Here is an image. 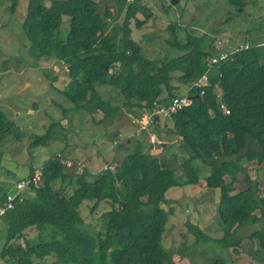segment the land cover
<instances>
[{"label": "trees", "instance_id": "1", "mask_svg": "<svg viewBox=\"0 0 264 264\" xmlns=\"http://www.w3.org/2000/svg\"><path fill=\"white\" fill-rule=\"evenodd\" d=\"M227 1L239 12L246 6L244 0ZM17 4L12 0V11ZM96 9L95 0H28L22 31L33 55L65 65L68 81L62 95L72 108L89 114L102 111V121L124 106L128 113H140L152 109L157 100L168 104L178 94L173 84L176 74L178 82L189 88L207 69L206 58L218 53L212 36L170 23L166 43L182 54L167 61L143 56L127 24L133 21L140 28L144 22L137 12L148 17L150 11L139 0H130L125 7L123 51L117 54L105 36L109 26ZM64 15L69 17L68 31L61 37ZM259 55L258 46L229 54L209 72L203 95L198 89L188 90L191 105L166 119L167 131L182 140L165 156L145 152L143 132L134 137L132 147L118 145L124 156L121 160L114 156L115 172L67 173L73 168L66 161L49 159L41 167L38 185L28 184L31 193L0 215L6 224L1 231L0 264H62L64 256L70 262L75 259L71 264H163L164 255L170 260L173 254L161 245L171 211L164 207L170 203L165 193L172 187L197 184L204 168L210 171L204 177L207 187L219 189L223 236L212 238L190 222L196 245L214 243L237 250L243 242L239 228L264 219V194L249 176L251 169H264V64ZM97 85L119 93L124 106L113 105ZM217 91L229 114L220 108ZM163 92L166 96L159 99ZM16 132L15 122L0 110V147ZM32 137L34 148L49 141V135ZM34 170L16 182L31 179ZM177 171L186 179H179ZM67 178L68 187H56L59 179L63 184ZM11 185L5 188L10 190ZM89 201L91 212L103 209L97 222H86L81 214V205ZM251 239L264 256L263 228H256Z\"/></svg>", "mask_w": 264, "mask_h": 264}, {"label": "rangeland", "instance_id": "2", "mask_svg": "<svg viewBox=\"0 0 264 264\" xmlns=\"http://www.w3.org/2000/svg\"><path fill=\"white\" fill-rule=\"evenodd\" d=\"M95 1L96 14L109 26L105 36L112 40L117 54H121L125 7L129 0ZM139 1L149 9L150 14L147 17L143 11L137 12L136 17L144 22L140 28H135L133 21L127 25L130 27V37L140 44L143 56L148 58L167 61L182 54L166 43L170 23H177L181 30L192 31L196 35L212 34L217 39L228 37L234 45L243 39L264 40V0H244L249 5L243 12H239L227 0H179L175 5L170 4L169 0ZM27 2L18 0L17 7L12 11V0H0V110L15 122L17 129V136L12 135L0 147V201L3 199L1 194L7 190L6 184H12L10 191H14V184L20 176L30 174L33 167L41 169L49 159L66 161L73 168L67 173L74 171L79 174L86 169L97 171L89 169V164L93 165L101 159L105 163L110 162L114 153L113 142L124 141L130 127V116L123 105V97L109 86L97 85V88L113 105L124 107L104 121L102 111L89 114L72 108L71 102L62 95L68 81L65 65L56 59L36 57L29 50L22 31ZM68 23L69 17L64 15L61 37H65ZM177 75L173 78V84L179 88L178 93H186L187 87L178 82ZM159 131L164 136L163 141L169 144L165 149L161 147L155 155L165 156L172 146H176L177 139L166 127ZM36 135H49V141L45 146L31 147L32 136ZM66 156L70 160H66ZM121 156L122 153L118 152L117 157ZM112 166L113 170L110 171L115 172L116 166ZM209 172L204 168L197 184L172 187L166 191L165 197L170 203L164 207L171 211L166 215L161 245L166 253L173 254L170 260L164 255L163 264H217L216 261L219 264H264V256L251 239L256 228L264 230V219L239 228L243 242L237 250L214 243H208L209 247L206 244L197 247L190 222L198 224L212 238L223 236L217 211L219 189L208 188L204 178ZM177 175L181 180L186 179L179 171ZM249 176L263 195L264 169H251ZM238 178L243 181L245 176L240 173ZM68 180L62 184L59 179L56 187H68ZM27 188L28 185L22 189L20 196L30 194ZM89 202L88 205H81V214L86 222H97L103 209L91 212L92 201ZM5 225L0 220L1 239ZM44 233L47 235V232ZM75 242L81 245L80 238ZM67 260L68 257L64 256L62 264L75 262V259L71 262Z\"/></svg>", "mask_w": 264, "mask_h": 264}, {"label": "built area", "instance_id": "3", "mask_svg": "<svg viewBox=\"0 0 264 264\" xmlns=\"http://www.w3.org/2000/svg\"><path fill=\"white\" fill-rule=\"evenodd\" d=\"M216 50L218 53L210 55L206 59L207 69L205 72L195 79L189 89L195 88L199 90V93L203 95L205 93V86L209 82V72L215 68L218 64V61L221 59H225L229 54H236L240 50H245L250 48V43L247 41H240L239 44L234 45L231 43V39L226 37L224 39H217L216 41ZM219 106L223 109L227 114L230 113V109L226 106L225 103L221 102L219 91H217ZM192 97L188 94L174 96L171 101L166 105L157 104L156 107L150 112V114H145L140 117H133L134 122H136L138 126L137 133L141 131H145L146 129H150L152 124L154 123V119L156 117L162 116L164 118H170L172 114L177 113L179 110L183 109L191 105ZM148 148L149 151L157 152L162 147V141L160 140V136L156 131L148 132ZM182 140V137H180ZM113 164H105L102 170H113ZM39 176H41V169H35L34 175L31 179L25 180L22 179L15 183L14 191H9L5 194V197L2 201H0V215L4 214L7 210L13 208L17 199H22L20 193L22 189L30 184V182L34 185H38Z\"/></svg>", "mask_w": 264, "mask_h": 264}, {"label": "crops", "instance_id": "4", "mask_svg": "<svg viewBox=\"0 0 264 264\" xmlns=\"http://www.w3.org/2000/svg\"><path fill=\"white\" fill-rule=\"evenodd\" d=\"M130 1V0H129ZM249 5V3L247 2L246 3V6L245 7H247ZM254 15H255V12H254ZM212 35V34H211ZM210 35V36H211ZM214 38V49L216 50V41H217V38H215V37H213ZM242 41V40H241ZM243 41H247V42H249L250 43V48H252V46H258V48H259V61H260V63H263L264 64V40H262V41H260V42H256V41H250V40H247V39H243ZM250 48H248V49H250ZM245 50H247V49H245ZM210 56V55H209ZM207 59V58H206ZM178 91V90H177ZM183 94H188V88H187V91H186V93H178V94H175V96H178V95H183ZM189 95V94H188ZM166 96V93L165 92H163L162 93V95H161V97L159 98V99H164V97ZM160 101H156L155 102V105H154V107L152 108V109H150V110H146V111H142V112H140V113H138V112H133V113H129V116H130V127H129V129H128V132L126 133V135H127V137H126V141L124 140V141H120V142H118L117 140H116V142H113V144H114V153H113V155H112V157L110 158V162H104V161H102V159L101 160H97L96 162H94L95 164H93V165H90L89 164V166H88V168L89 169H92V170H102V168L104 167V165L105 164H108V163H110V164H113V165H115L116 166V162H115V158L117 157V153L118 152H120V153H122V156L120 157V158H118L117 157V159L118 160H121L122 159V157L124 156V151H118V149H117V147H118V145L122 142V144L123 143H125L127 146H128V148H130V147H132L133 145H134V143H135V140H134V137H140V136H138V135H141V134H143V132H144V135H145V139H146V146H145V152L146 153H148V154H155V152H150L149 151V148H148V132H151V131H156L158 134H159V136H160V140L162 141V147H163V149H165L166 148V145L167 144H169V143H167V141H163V135L161 134V132L159 131V130H163V129H165V126H167L168 125V123H167V121H166V119H170V118H164V117H162V116H159V117H156L155 119H154V123L152 124V127L149 129H146V132L145 131H141V132H139V133H137V131H138V126H137V124H136V122H134V120H133V117L134 116H136V117H140V116H142V115H145V114H150V112L156 107V105L157 104H161V103H159ZM161 105H163V104H161ZM168 127V126H167ZM166 127V128H167ZM167 136H171V135H167ZM176 139H177V137H176ZM177 141H180L179 139H177ZM116 155V157H114L115 155ZM114 157V158H113ZM66 160H70L69 159V157H64ZM113 159V160H112ZM63 160V159H62ZM65 162V161H64ZM115 170V169H114ZM94 172V171H93ZM70 173V172H69ZM25 176V175H24ZM23 176V177H24ZM27 176V175H26ZM10 190H7V191H4L2 194H5L6 192H9ZM30 192V191H29ZM28 192V193H29ZM31 193V192H30ZM1 194V195H2Z\"/></svg>", "mask_w": 264, "mask_h": 264}, {"label": "water", "instance_id": "5", "mask_svg": "<svg viewBox=\"0 0 264 264\" xmlns=\"http://www.w3.org/2000/svg\"><path fill=\"white\" fill-rule=\"evenodd\" d=\"M179 0H169V3L175 5Z\"/></svg>", "mask_w": 264, "mask_h": 264}]
</instances>
